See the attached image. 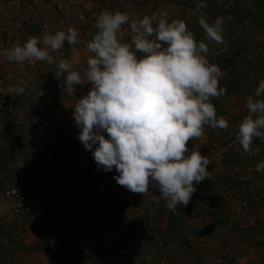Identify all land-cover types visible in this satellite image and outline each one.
I'll return each instance as SVG.
<instances>
[{"label":"crops","instance_id":"1","mask_svg":"<svg viewBox=\"0 0 264 264\" xmlns=\"http://www.w3.org/2000/svg\"><path fill=\"white\" fill-rule=\"evenodd\" d=\"M136 1L137 11L143 15L155 14L160 4L161 9L164 7V0ZM123 2L115 0L116 7L110 10V0H0V51L15 45L16 38L23 44L29 36L42 37L43 33L54 34L69 26L78 32L76 44L65 42L60 52L50 53L53 63L36 61L44 64V71L29 83H14L10 61L0 56V117L21 120L18 125L0 128V264H159L162 258L165 264H209L224 249L231 252L220 264H238L250 256L249 252L264 250V189L260 180L252 174L227 177L233 164L251 167L242 149L236 154L228 152L222 162L209 164V178L195 185L188 205H179L172 211L163 199L157 203L159 190L154 186L144 195L120 186L114 179L119 175L115 168L112 171L98 168L92 151L86 150L78 139L80 130L72 116V105L87 94L90 84L76 85L82 89L78 95L74 92L62 95L58 85L63 77L57 80L54 73L61 58L70 60L76 70H82L81 63L86 66L90 55L87 43L96 31L93 27L96 17L104 9L124 12L120 6ZM219 8H229L238 16L234 21L240 26L237 42L232 41L231 17L222 10L219 12ZM217 16L223 17L224 43H205L209 62L216 63L223 72L219 87L225 88L226 93L211 102L217 116H223L228 128H232L235 117L226 107L225 98L237 88L248 87L242 80L244 66L226 68L227 58L212 56V52L225 44L234 47L250 38L260 56V66L264 67V41L254 38L257 34L264 35V0L227 1L207 18L211 22ZM44 21L49 23L48 32L41 29ZM186 24L194 36L204 33L198 18L193 16ZM17 88L24 89L20 95H16ZM35 107L46 112V116L36 120L28 116ZM20 138L26 140L24 146L17 144ZM258 148L260 162L264 160V148ZM70 161L81 164L83 170L75 181L65 184L60 181L56 166ZM47 165L55 169L48 178L49 202L31 204L21 215L11 213L14 203L2 196V190L21 185L25 196L32 198L39 184L28 180L26 174ZM94 174L102 179L98 189L90 186L89 179ZM251 184L256 185V193L247 196L245 192ZM244 194L257 205V221L250 228L245 224L251 216L238 208ZM128 197L135 198H131L130 207L123 208L121 203ZM96 211H102L103 216L96 219L92 215ZM57 220H62L76 237L74 243L49 231L50 224ZM153 232L160 233L169 247L167 252L156 246ZM122 234L131 240L133 254L128 260L117 259L112 249V242Z\"/></svg>","mask_w":264,"mask_h":264},{"label":"clouds","instance_id":"2","mask_svg":"<svg viewBox=\"0 0 264 264\" xmlns=\"http://www.w3.org/2000/svg\"><path fill=\"white\" fill-rule=\"evenodd\" d=\"M206 7L204 0L197 4V9ZM167 15L130 21L127 12L102 10L87 43L86 67L76 70L70 60L61 58L54 75L57 80L63 77L58 85L62 95L73 93L76 85L90 84L87 94L72 105V116L80 130L78 139L92 151L98 168H115L116 182L135 194L144 195L154 186L159 190L157 203L163 199L175 211L179 205L186 207L195 185L209 178L210 161L199 151L189 153L188 142L199 139L205 126L228 128L211 102L226 93L219 87L223 72L209 62L204 42L224 43V21L217 16L209 22L200 12L204 40L197 42L183 20L169 22ZM126 24L134 34L130 42L124 40ZM77 37L71 26L42 37L32 35L23 44L0 51V56L17 63H53L50 53L60 52L65 42L76 44ZM23 90L17 88L16 95ZM246 108L237 140L245 153L255 154L259 148H252L254 138L264 142V79L247 97ZM256 171H264V160Z\"/></svg>","mask_w":264,"mask_h":264},{"label":"built area","instance_id":"3","mask_svg":"<svg viewBox=\"0 0 264 264\" xmlns=\"http://www.w3.org/2000/svg\"><path fill=\"white\" fill-rule=\"evenodd\" d=\"M109 9L113 10L116 7L114 3L115 0H110ZM227 1L234 2L236 0H204L207 4V7L204 9H197V4L201 2V0H164V7L159 9L156 12V15H159L161 12H166L167 19L171 22L172 19H181L185 23L188 22L193 16L199 18L200 12L206 14L207 17L213 15L214 8L216 6L223 5ZM250 2H254L257 0H248ZM124 12H127L130 21L133 19H142L145 15L140 14L137 11V1L136 0H124V2L120 5ZM233 21V37L232 41L237 42L239 39L238 30L240 28L239 24H235ZM49 23L44 21L41 24V29L44 32L49 31ZM123 31L125 33L124 38L131 41V38L134 34L130 32L129 25L126 24L123 26ZM257 41H264V35L257 34L254 37ZM197 42L204 40V33H200L195 36ZM206 42V40H204ZM20 43L19 38L15 39V44ZM212 56H222L227 58V63L225 65L226 68H230L232 66H244V71L242 73V80H245L248 84L246 89L242 87L237 88L230 92L228 96L225 98L226 107L231 110V113L234 114V125L232 128L227 129H213L210 126H205L204 134L199 139H193L188 147L189 153L191 151H199L202 155H205L211 163H219L222 162L228 152L236 154L239 149L243 150L242 145L239 144L237 140L238 126L240 121L247 115L246 101L249 95H252L255 92L256 87H258L261 79H264V67H261L260 56L258 57L257 53L254 50V46L252 45L251 39L248 38L245 42L237 43L234 47L231 44H225L220 47L218 50L212 52ZM264 57V56H262ZM10 67L13 73V81L14 83H29L33 79L38 78L42 75L44 71V64L41 62L26 61L24 63H17L10 61ZM85 64L81 63L80 68H85ZM80 87H75L74 93L78 95L81 92ZM46 112L42 109L35 107L33 112L29 113L33 120H36L37 117L46 116ZM21 122L20 119H3L0 117V128L11 127L14 125H18ZM26 140L24 138L17 139V144L19 146H24ZM257 147L264 148V142H262L259 138H254L252 143V148L256 149ZM244 151V150H243ZM245 153V152H244ZM247 162H251V167L247 164H233L229 168V172L227 177L230 179L236 178L242 175L252 174L256 178L260 180L261 186L264 189V171H256V166L259 163L257 160V153L248 154L245 153ZM59 171V178L62 183H71L75 181L79 173L83 170L81 164H77L74 161H70L64 163L60 166H56ZM55 172L53 165H47L43 167L38 172L29 171L26 174V178L28 180H34L39 184V190L32 198H27L25 196L24 189L21 185H14L2 190V196L6 199H10L13 201V206L11 207V213L21 215L24 214L28 210V206L31 204H47L49 202V197L47 196V192L49 191L48 187V178ZM91 189H98L102 185V179L99 175L94 174L90 176L89 179ZM247 196L256 193V185L251 184L246 189ZM138 198V196H135ZM125 198L121 206L123 208H128L131 205V198ZM248 197H244L239 202V210H245L251 216L245 224L246 228H250L255 225L257 221V205L254 202L247 199ZM262 202L264 205V196L262 198ZM261 199L259 198L258 201ZM92 215L97 219L103 216L102 211L92 212ZM110 223V220L108 219ZM49 231L52 234H56L69 240L70 243H74L76 241V237L68 230L66 225L62 220H57L53 224H50ZM153 236L154 241L156 242V246L161 250L167 252L168 245L164 242L159 232H153L151 234ZM131 240L130 237L126 234H122L117 237L112 242V249L116 256V258H123L128 260L132 257L133 249L130 246ZM228 249H224L219 252L218 257L216 259L210 260L209 264H217L221 263L226 256L228 255ZM127 258V259H126ZM159 264H165V258H162Z\"/></svg>","mask_w":264,"mask_h":264},{"label":"rangeland","instance_id":"4","mask_svg":"<svg viewBox=\"0 0 264 264\" xmlns=\"http://www.w3.org/2000/svg\"><path fill=\"white\" fill-rule=\"evenodd\" d=\"M164 2V1H163ZM232 2V1H231ZM230 2V3H231ZM224 5V4H223ZM161 7H162V4H160L159 5V9H161ZM218 7H220V6H216L213 10H216ZM229 7H231V6H229ZM232 8V7H231ZM219 12H221V10L223 11V13H225V14H227V15H229L230 17H231V20H232V22L233 21H236V19L238 18V16H236V14H234L233 12H231L230 10L231 9H229V8H227V9H222V8H219ZM247 29H248V27H247ZM228 96V95H227ZM246 193V192H245ZM246 195H247V193H246ZM245 194H244V196H246ZM260 203H261V200L259 201ZM229 250V249H228ZM264 250H260L259 248L258 249H255L254 251H252V252H249L248 254H250V256H245L247 259H244V260H242L240 263H238V264H264V255L262 254V253H264L263 252ZM231 251H228V255L227 256H229V253H230ZM226 256V257H227ZM210 261V260H209ZM208 261V262H209ZM217 264H220V263H217Z\"/></svg>","mask_w":264,"mask_h":264}]
</instances>
